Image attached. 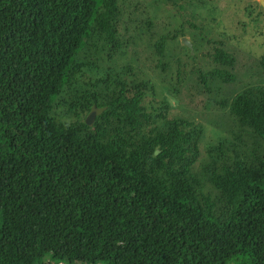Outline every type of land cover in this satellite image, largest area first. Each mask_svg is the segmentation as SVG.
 I'll return each mask as SVG.
<instances>
[{
    "label": "trees",
    "instance_id": "1",
    "mask_svg": "<svg viewBox=\"0 0 264 264\" xmlns=\"http://www.w3.org/2000/svg\"><path fill=\"white\" fill-rule=\"evenodd\" d=\"M135 3L0 0V264L49 256L64 264H264V85L225 102L240 133L256 140L255 154L237 136L208 143V176H198L203 127L169 117L168 101L151 77L136 78L137 68L114 72L81 58L93 48L125 54L121 35L140 24L160 63L185 32L156 37L155 11L138 18ZM191 42L193 54L181 41L174 93L198 54ZM211 51L233 70L223 45ZM259 63L264 72V54ZM210 75L235 78L221 68ZM69 87L79 98L68 111L89 113L91 124L54 117Z\"/></svg>",
    "mask_w": 264,
    "mask_h": 264
},
{
    "label": "rangeland",
    "instance_id": "2",
    "mask_svg": "<svg viewBox=\"0 0 264 264\" xmlns=\"http://www.w3.org/2000/svg\"><path fill=\"white\" fill-rule=\"evenodd\" d=\"M135 1L137 2L135 7L139 10L138 18L149 17L144 16L143 11L147 13L155 11V24L151 30L156 37L168 32L171 34L182 26L184 37L189 40L192 48L191 39L195 41L198 54L194 60L185 62L177 92L174 93L173 90V79L179 59L184 58L186 49L179 38L173 40L167 44L158 63L156 51L152 46L155 38L149 34L146 25L139 24L136 30L131 26L128 32L121 35L124 41L122 51H127L125 54L119 51L109 55L107 51L93 48L81 58H91L99 69L104 70H114L128 65L137 68L136 72L133 70L136 78L151 77L157 98L168 101L169 117L192 120L203 127L205 132L201 147L202 155L193 167V172L198 176L205 178L208 176L207 165L211 162L205 153L208 143L237 136L246 144L243 150L250 155L255 154L256 140L249 134L240 133L241 129L237 121L230 117L225 102L248 85H264V72L259 63L264 54V0H175L177 4H182L181 11H178L176 5L168 4V0ZM123 10H127V5ZM188 23L199 29L191 28ZM219 44L235 57L233 70L215 62L211 50L212 46ZM162 63H166L168 67L164 73L159 69ZM214 68L231 71L235 76L233 83H225L211 76L210 72ZM151 71H155L156 74L152 76ZM98 88L100 94L104 92L100 90V85ZM78 96V91L69 87L60 97V104L55 108L54 117L68 123L77 121L91 124L93 117L89 113L81 111L76 115L68 111L70 102L76 100L75 97ZM54 263L65 262L57 261L51 256L35 262Z\"/></svg>",
    "mask_w": 264,
    "mask_h": 264
},
{
    "label": "water",
    "instance_id": "3",
    "mask_svg": "<svg viewBox=\"0 0 264 264\" xmlns=\"http://www.w3.org/2000/svg\"><path fill=\"white\" fill-rule=\"evenodd\" d=\"M181 41L183 44H185L188 48H190L191 50V54H192V46H191V43L189 42V40L186 38V37H182L181 38ZM159 151L158 150H155V154H157Z\"/></svg>",
    "mask_w": 264,
    "mask_h": 264
}]
</instances>
